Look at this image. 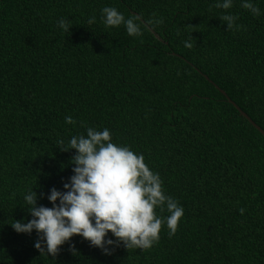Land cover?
Returning <instances> with one entry per match:
<instances>
[{"label": "trees", "instance_id": "obj_1", "mask_svg": "<svg viewBox=\"0 0 264 264\" xmlns=\"http://www.w3.org/2000/svg\"><path fill=\"white\" fill-rule=\"evenodd\" d=\"M253 2L258 17L234 0L244 29L232 32L214 0H0V264H264V136L227 100L264 131V0ZM105 6L163 22L131 37L103 25ZM81 122L159 173L184 209L175 235L162 224L152 248L111 254L74 235L53 257L34 230L11 228L31 218L30 188L64 190L75 150L57 140L85 134Z\"/></svg>", "mask_w": 264, "mask_h": 264}, {"label": "clouds", "instance_id": "obj_2", "mask_svg": "<svg viewBox=\"0 0 264 264\" xmlns=\"http://www.w3.org/2000/svg\"><path fill=\"white\" fill-rule=\"evenodd\" d=\"M233 4L234 0H214L213 7L222 10L219 19L226 23L225 30L236 32L244 26L237 23V15L227 11ZM239 6L254 17L261 15L253 0H239ZM100 13L106 28L123 26L128 36L137 38L142 37L144 30L163 22L162 18L145 20L136 14L126 18L111 6L101 8ZM152 15L155 17V13ZM95 20L90 17L87 23ZM56 25L64 36L71 23L60 18ZM183 43L185 48L193 47L190 40ZM64 122L76 123L71 116H65ZM81 126L85 134L71 136L66 144L57 140L62 151L75 150L70 157L72 175L66 182L62 180L64 190L53 186L47 194H38L30 188L23 201L31 218L27 222L14 219L9 223L11 228L18 234H31L34 230L37 239L33 247L53 257L74 235L103 254H111L121 245L127 250L152 248L159 242L162 224L169 237L175 235L184 209L164 193L159 173L149 168L142 154L134 153L127 145L113 143L108 128L98 131L84 122ZM45 197L51 207L37 204L38 199ZM156 209L166 210L168 215L162 219Z\"/></svg>", "mask_w": 264, "mask_h": 264}, {"label": "water", "instance_id": "obj_3", "mask_svg": "<svg viewBox=\"0 0 264 264\" xmlns=\"http://www.w3.org/2000/svg\"><path fill=\"white\" fill-rule=\"evenodd\" d=\"M222 91V90H221ZM223 92V91H222ZM228 101H230L232 104H234V106L236 107V109L239 111V113L244 116L263 136H264V131L257 125L255 124L250 117L243 112L235 103H233L230 99L227 98Z\"/></svg>", "mask_w": 264, "mask_h": 264}]
</instances>
